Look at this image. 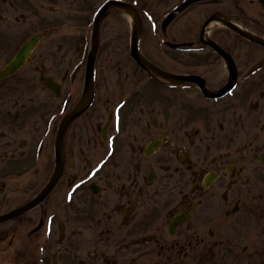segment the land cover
<instances>
[{
	"label": "flooded vegetation",
	"instance_id": "obj_1",
	"mask_svg": "<svg viewBox=\"0 0 264 264\" xmlns=\"http://www.w3.org/2000/svg\"><path fill=\"white\" fill-rule=\"evenodd\" d=\"M108 1L0 0V75L40 36L0 76V213L50 188L6 231L16 253L25 222L34 240L13 264H264V0L189 6L162 31L155 58L142 34L144 56L197 80L155 76L132 55L131 8L143 28L162 27L184 0ZM211 17L225 22L204 37ZM119 26L129 29L120 51ZM21 89L33 102H20ZM40 100L44 129L21 139Z\"/></svg>",
	"mask_w": 264,
	"mask_h": 264
},
{
	"label": "rangeland",
	"instance_id": "obj_2",
	"mask_svg": "<svg viewBox=\"0 0 264 264\" xmlns=\"http://www.w3.org/2000/svg\"><path fill=\"white\" fill-rule=\"evenodd\" d=\"M176 1V0H175ZM174 1V2H175ZM198 10L200 12H202L203 10H205L207 8V5H203V4H199L197 6ZM163 12V9H159V11L156 14H160ZM185 18V17H184ZM180 23L182 22H178L173 28L174 29H178L180 27ZM151 26H148L144 29V42H145V46L146 49L149 53H153V57L155 58V53L160 52V49L158 48V41L160 39V33H159V29L158 28H151ZM128 27H122L119 26L116 28V32L115 35L117 36H123L121 32L125 31L126 34H128ZM131 33H132V29H131ZM179 36H183L184 33H176ZM124 36L122 38H119V40L117 41V47H118V51H120L123 47V39ZM117 51V52H118ZM159 61V60H157ZM163 62H165L166 60H162ZM111 63V61L105 57L102 56L101 59V66L102 67H107L109 64ZM134 67V66H133ZM118 78V77H116ZM122 78V77H121ZM15 94H20L19 96V100L20 102H23V100H28L27 102H33V94L29 93L27 90H19L18 92H16ZM35 101H39V100H35ZM41 103L39 104V117H37V119H34L30 128H26L20 131V138H24V137H31V135L35 132H41L43 131V127H44V117H45V113H44V108L42 106H44L45 104L43 103L42 100H40ZM46 118V117H45ZM31 180V177L28 176V174H26L24 176V178L20 179V182L22 184V187L25 188H29V181ZM15 203V202H14ZM13 221L14 220H9V221H5V222H0V244L2 243V245H5L8 247V252H4V256L0 257V264H13L14 263V259H16V256L20 254V262H22V260L25 258V256L28 255V259L30 258L29 254H31V250L29 249V246L31 245L30 240L34 241L32 238H30L28 229L30 226H28L29 222H25L24 223V227H22V234L21 237L19 239V248L17 246V250L20 253H16L15 252V248L11 247V241H10V237H11V231H8L6 233L7 230L10 229V227L13 225ZM1 232H4L6 234H1ZM3 254V253H2Z\"/></svg>",
	"mask_w": 264,
	"mask_h": 264
},
{
	"label": "water",
	"instance_id": "obj_3",
	"mask_svg": "<svg viewBox=\"0 0 264 264\" xmlns=\"http://www.w3.org/2000/svg\"><path fill=\"white\" fill-rule=\"evenodd\" d=\"M141 29V26H140V22L139 20L137 19L136 21V25L134 27V32H133V45H134V48H133V54L135 56V58L138 60V62L146 67L147 69L149 70H153L161 75H167V72L163 71L161 68L157 67L156 65H154L151 61L147 60L145 57H142L138 50H137V40H138V35H139V31ZM39 37H36L35 39L32 40V42L30 44H28V46L21 52V54L19 55L18 59L11 65V67L9 69L6 70V72H10V70L16 68L17 66L21 65L25 59V57L28 55V52L29 50L32 48V46L38 41ZM92 66H93V56H91V61H90V64H89V76L87 78V87L89 88L90 87V84H91V69H92ZM207 92V91H206ZM28 207V206H26ZM1 218H5V217H1Z\"/></svg>",
	"mask_w": 264,
	"mask_h": 264
}]
</instances>
